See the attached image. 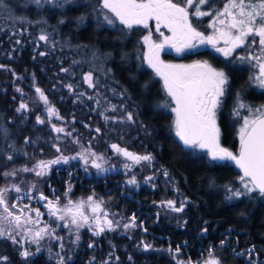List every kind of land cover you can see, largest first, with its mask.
I'll return each instance as SVG.
<instances>
[{
	"label": "trees",
	"instance_id": "1",
	"mask_svg": "<svg viewBox=\"0 0 264 264\" xmlns=\"http://www.w3.org/2000/svg\"><path fill=\"white\" fill-rule=\"evenodd\" d=\"M18 1L20 4L17 6V12L24 15L28 21L24 18L25 22L6 26L0 19V60L3 61L4 66L0 67V72H9L16 76L11 82L0 78V129L7 130V136L0 132V169L8 164V155L21 161H31L37 154L36 149L33 148V146L38 147L36 142L35 145L26 142V138L31 139L36 135L35 131L26 127L30 121L19 126L10 110L11 105L17 102V93L13 84H31L32 79L26 72L33 71L43 84L51 86L50 83L55 84L56 79L72 84L74 94L77 93L76 98L80 99L78 92L82 89V99H80L82 101L76 98L67 99L62 90L56 92L64 103L60 107L68 108L66 112L68 116L75 117L70 112L74 108V103L79 104L74 110L75 114L80 116L75 118L85 123V130L88 132L86 134L98 135L96 129L99 128V122L105 120V116L109 118L106 122L115 125L127 122L131 129L118 128L113 133L115 136L111 138L124 135L133 149L151 151L154 154L151 162L152 171L159 172L163 176L164 170H167L168 175L182 180V187L186 188L188 195L196 197L199 201L186 205L185 220L181 222L168 220L159 223L154 221L153 215L148 214L149 211H153L148 199L138 195L139 193L133 194L130 198L115 191L117 201L114 206L123 211L125 217L135 216L136 230L154 237L158 243L165 246V249L156 247L140 251L135 248L136 241L120 232L104 236L93 235L85 227L77 231L73 226L69 230L64 227L63 221L56 220L57 228L52 223L46 226L50 232L54 230L53 234L61 239L45 236L37 245L29 243L25 238L24 250L27 249L33 255L25 259L16 251L14 261L8 263L57 264L59 256H64L65 264H102L95 261L97 246H100L101 252L106 254L107 249L122 245L124 247L122 250L127 257H130V261L124 263L118 260L114 264H178L180 257L190 263H197L209 255L210 249L212 255H216L222 264H264V205L255 202L254 195L252 198H247L249 200L245 198L236 204L235 201H226L219 194H215L211 189L212 184L225 185L228 181L225 176L239 175L238 171L228 163L210 166L198 157L191 158L175 141L170 128L171 114L158 106L159 101H164L163 93L157 86L158 81L141 63L140 47L136 39L137 31L132 35H126L120 27L108 25L103 20V14L96 9H93L89 18L91 12L87 9L84 0H73V3L66 4L63 8L45 6L43 9H38L33 0ZM220 1L209 0L201 8L216 6ZM175 2L183 4V0H175ZM194 11V7L189 9L190 16ZM210 11L212 12L213 9ZM95 15L97 19L94 18ZM205 18L207 16L199 18L198 23L201 25H198L196 24L198 17L191 16V20L195 22L192 23L204 30L206 23L208 24ZM61 20L63 23L60 22ZM90 20H92L91 27H86ZM35 28L41 29L42 32L34 36ZM41 34L48 36L47 42L39 40ZM52 47H55V50ZM58 53L63 56V59L58 61L60 68H69L74 61L76 62L75 66L69 69L68 75H56L51 72L54 66L50 57H55L59 55ZM200 55L212 59H216L214 55L217 56L211 50H203L188 54L186 58L193 59ZM217 58L226 63L224 69L229 77L225 97L218 110L221 143L234 148L238 140L236 124L231 117L230 97L236 99L237 88L242 87L245 90L240 91L242 93L237 102L245 100L249 104L256 105L264 103V90L247 87L245 70L242 71L239 66L233 64L229 66L232 60H240L238 57L233 55L227 59L228 61L219 56ZM243 62L247 63L244 60ZM215 63L217 66H222L217 61ZM91 66H93L90 69L92 72L96 70L93 73V80L96 85L98 84L95 89L86 87L77 78L79 71L85 72V67ZM96 66H101L102 71L97 70ZM251 72H253L252 66L249 67V73ZM50 79L53 82H50ZM37 84L43 87L41 81ZM223 104L226 106L223 107ZM112 106H115V110ZM129 112L133 115L132 121L126 119V114ZM33 113L30 112V115ZM88 113H93L94 121ZM23 133L26 134V138L23 139L24 143L19 144ZM83 139L86 140V136ZM71 180L81 182L77 177H72ZM91 182L95 190H104L106 186L111 189L119 187L116 182L111 184L104 179H93ZM150 192L153 196L160 195L159 190L156 194ZM77 234L79 240L73 244L72 241L76 240ZM221 241H224L223 245ZM61 244L64 245L63 249L60 247ZM90 244L92 247H89ZM38 246L39 252L36 251ZM178 247L180 250L177 253ZM68 256H71V260H67Z\"/></svg>",
	"mask_w": 264,
	"mask_h": 264
},
{
	"label": "rangeland",
	"instance_id": "2",
	"mask_svg": "<svg viewBox=\"0 0 264 264\" xmlns=\"http://www.w3.org/2000/svg\"><path fill=\"white\" fill-rule=\"evenodd\" d=\"M9 1V2H8ZM87 3V9L89 12V18L92 16L93 9L99 10L100 8V0H84ZM175 2V0H173ZM227 0H221L220 3L216 6H206L204 8H201L202 11H210L213 9L210 15L207 16L206 22L208 21V24L205 25V30L198 28L194 21L191 20L190 16V23L192 26L199 32H201L204 36L209 35H218L215 32V29L211 27L210 25L213 24L214 21V15L215 12L222 9L224 3H226ZM20 2L18 0H0V19L1 22L4 23V25H13L25 22L23 20L24 15H21L17 12L18 5ZM183 6V4H181ZM107 11V10H105ZM94 18L97 19V16L95 15ZM201 17H198L196 20V24L201 25L200 19ZM222 19L224 17H221ZM28 21V19H26ZM100 20V18L98 19ZM193 22V23H192ZM92 20L88 21L86 24V27H91ZM115 28L120 27V29H123L126 35H132L134 32L137 31V42L139 45V54L142 65H144L151 73L152 77L158 81V89H160L164 96V101H159V107L162 108L166 112H169L171 115L170 119V128L172 136L175 138V141L181 145L183 150H185L186 153H188V156L191 158L198 157L199 159H202L206 164L213 166L214 164H222L227 165V161H211L207 149H190L186 148L183 142L179 139V137L176 136L175 128L173 126V120H174V113H172L171 108L174 107V103H170L171 98L167 97L166 92L163 88V79L160 76H157L154 70L149 67L147 61L144 59V55L146 52L149 51L148 45H146L143 42V37L145 35H148L149 32H151V39L155 43H161L164 40V37H171L172 32L164 27L163 24L160 26V31H156V21L155 19H150L148 21V26L144 27L143 25H133L131 29L126 28L124 25L120 24V22L117 20L114 25ZM217 27H223L219 24H217ZM2 28V27H1ZM39 32H42L41 29L35 28L33 31V35L39 34ZM163 33V36L160 34ZM253 40H255V43H253ZM217 47H225L224 41L222 39H219L217 41ZM246 49V52L248 55H244L242 57H250V56H256L261 55L260 52V45H259V38L258 37H249L244 45ZM53 50H55V47H52ZM208 50L214 51L217 56L222 58L225 61H228L227 59L223 57L220 53H217L215 49L211 45H203L198 46L194 49H190L188 51H185L183 53L177 54L175 50L169 46L166 45L159 54V59L164 61L166 64H174V65H187L189 63L193 62H203L207 61L208 64H210L213 68L217 70H222L227 74L226 69H224V65H226L225 62H222L219 58H217L216 55L214 57L216 59H212L207 57L206 55H200L199 57H193V59H187L186 56L188 53L194 52L195 50ZM59 54V53H58ZM63 59L62 54L56 55L55 57L51 56L50 61L54 66L53 71L56 75H68L69 69L71 70L73 65H70L67 72L61 71L62 68H60V65L58 64V61ZM70 60V59H69ZM215 61L219 62L222 66H217ZM243 60H232V64L234 66H239L240 69L243 71L245 70V80L247 81V87H251V89L259 90V88L255 83V77L259 75V64L256 60L248 59V61L253 62L255 66V71L249 73V67L251 68L252 63L248 62L246 59ZM3 61L0 60V65H3ZM264 62V61H262ZM7 64H5L6 66ZM96 65V64H95ZM4 67V66H3ZM91 67H85V72L82 70L77 73V78H79V81L86 86L89 87V84L85 82L84 77L85 74L91 72L92 73V81L94 84V87H90L91 89H95L98 84L96 85L93 80V73L95 71H91ZM101 66H96L97 70L102 71L100 68ZM253 68V67H252ZM64 69V68H63ZM84 69V67L82 68ZM30 78L32 79L29 85L19 84L15 83L13 84L15 87V91L17 93V102L12 104L10 107V110L13 113V116L17 120V124L19 126L23 124H27L28 120L30 121L29 124H27L26 127H29V129H32V131L36 132L35 137L33 138H27L28 143L32 142L33 145H36L38 147L33 146V148L36 149L37 154L34 156L31 161H21L17 159L16 157H13L11 161H8V164L6 167L0 169V187L9 185V184H16L21 188L20 193H16L15 191L10 190L9 197H8V203L9 206L12 203H16L17 207L15 209H12L10 207V210L13 211L15 214H20V210L23 208L24 205H28L30 209H39L41 212V216L39 217L40 223H30L25 225V227L31 229L33 232L39 230L40 228H44L48 224H54V226L57 228V221L59 220L57 217L64 215L63 212H57L56 216L49 215V210L45 206L47 204V201H54L56 202V198L59 197V201L56 202V206L63 209L65 205L68 204V201L71 200L74 203L77 201H87V197L93 196L94 201H103V204L101 205V211L98 213L103 216V212L108 213V219L116 222L119 221L120 224L118 227H115L114 230H107L105 229L104 232L100 233L99 235H106V234H112V233H121L122 235H126L129 238L136 241L135 248L137 250H143L146 251L143 247V244L141 241H144L145 243H148L151 245V248H160L165 249V246L163 244L158 243L154 237L149 236L146 233H142V231H138L135 228H129L125 229L123 225L125 223H129L130 217H125L124 212L120 209L116 208L114 203H116V193L122 194L124 197H133V194L136 195H142L144 198L148 199L151 203L150 206H153V211H149V215H153L154 221L156 222H163L168 220H177L181 222V220H185L186 213H185V207L187 204L198 202L199 200L196 197H192L188 195V192L185 190L186 188L182 187V180H180L177 177H174L173 175H168L167 177L165 175L161 176L159 172H153L151 169V162L154 159V154L151 151L143 150L139 151L138 149H133L131 145L129 144V140L124 137V135H121L119 138H111L112 136H115L113 133L118 128H125L127 130H130V125L127 122H124L122 124L115 125L113 123L106 122V120H102L99 122V128L100 131L97 132L98 135L94 134H86L85 130V123L80 121L79 119L75 117H79L80 115L75 114V108L79 107L78 103H74V108L71 109L72 112L71 115L75 117L68 116L69 114L66 113L68 111V108H62V98L58 95L56 91H63L65 94V97L68 99L76 98L75 92L74 94V88L72 84H69L67 82L63 81H57L54 80V83H50L51 86L48 84H43L42 80L40 78L37 79L36 73L33 71L26 72ZM39 75V74H37ZM228 77V76H227ZM0 78H2L4 81L11 82V80L16 79V76L13 75V73L9 72H0ZM229 78V77H228ZM51 80V79H50ZM244 80V81H245ZM43 85L40 86V84H37V82ZM50 82H53L52 80ZM243 82V81H242ZM67 85H71V89L67 87ZM36 87H39L47 97V100L49 101V105H45L43 101L40 100L39 95L36 93L35 89ZM83 87V86H82ZM20 89L21 91H17V89ZM245 90V88L238 87L237 88V98L231 96L230 102L232 103L231 110V117L234 119V124L236 126L238 125V131L237 136L239 139V129L243 123V116L249 115L247 108L240 109L241 115L239 117L233 115V110L237 107L239 97L242 92ZM160 93V92H159ZM226 93V92H225ZM160 95V94H159ZM78 96L80 99H82V89L79 90ZM88 96V95H87ZM225 97V94L223 98ZM229 99V96H227ZM222 98V100H223ZM77 100H80L79 98H76ZM169 101V104L167 107L164 106L165 101ZM82 101V100H80ZM24 102L27 104V110H21L20 112H17L16 109L19 107L20 103ZM239 102H243L244 104L248 106H253L252 104L247 103L245 100H241ZM225 107L226 104H223ZM48 106H54L57 110L59 117L62 119H57L56 116L49 117L47 113V107ZM260 106H256L255 109L259 108ZM30 112H34L33 115H30ZM30 115V116H29ZM37 116H40L42 120H44V123H38L37 122ZM88 116L93 118V113H88ZM69 117V118H67ZM216 123H217V115H216ZM56 125L57 127H63L65 129L64 132L57 133L53 130L52 125ZM218 128L219 125L217 124ZM220 130V136H219V142L223 147L228 148L234 153H237L238 146L237 143L235 144L234 148H230V146L226 145L224 146L221 143V129ZM67 133H71V135H67ZM40 134H43L40 136ZM86 136V140L83 139V137ZM26 138V134L23 133L20 136V142L19 144L24 143L23 139ZM237 138V137H236ZM85 140V141H84ZM240 141V139H239ZM132 142V140H131ZM116 144L120 148H124L129 152L144 155V154H151L153 157L151 162H141L139 165L133 166L131 169H125L124 164L125 163H131L126 157H124L122 154L117 153L114 149L111 148V145ZM57 148H59V151H57ZM88 150L91 152H95L97 154H103L105 160L107 163L104 164V167L108 169V171L105 172H98L96 168H94L91 164L92 157H88V163L86 164L84 160H81L78 156L79 153H83L85 155H88ZM52 157H49L51 156ZM68 156V157H76L75 159H69L67 163L61 162L59 164L50 165L45 169V174L42 176H37L35 171L32 172H18L15 176H8L4 177L3 173L6 171H11L13 169H20L22 167H28L32 168L37 161L44 160H52L59 156ZM48 157V158H46ZM46 158V159H42ZM25 160V159H23ZM99 162V161H98ZM229 164V163H228ZM39 171V169H37ZM241 176L240 174H236L235 176H225L227 177L228 181L225 185L220 183H214L211 186V189L215 194H219V196H222L226 201H232L236 204L240 203L241 200L252 198V196H255V202H258L261 205H264V198L260 197L258 193L252 194L250 196H243L239 198H233L231 200L226 199V186H229L233 189L235 188H241V184L239 182L238 177ZM72 177H77L81 180V182H74L72 181ZM132 177H135L136 184H128L127 181L131 179ZM146 177H152L151 180L146 181ZM83 179H86L83 181ZM93 179H104V181H107L111 184L113 182H116L119 186L117 189H111L110 187L106 186L104 190H95L92 188V180ZM230 181V182H229ZM32 185H35V188L30 192L29 189L32 187ZM143 189V190H142ZM160 195H154L150 192L153 191L155 194L158 192ZM43 194V196L47 197V200H41L40 194ZM67 193V195H65ZM32 196V199H28V196ZM17 196H20L21 199L17 200ZM123 197V198H124ZM168 200L175 201L176 207H179L181 202L184 203L183 210L181 212H175L171 208L167 206H162L161 202H166ZM249 200V199H247ZM151 206V208H152ZM85 215H88L90 218V221H92L90 224H86L84 227L94 235V232L96 231V225L94 223V214L92 213L90 207L87 203L84 204L83 208L81 209ZM3 212V209L0 208V213ZM26 216H31L32 220L35 221L36 214L34 211H28L25 210ZM135 217V216H134ZM136 217H139V215H136ZM61 221V220H60ZM136 225L137 222L135 221ZM124 232V233H123ZM17 240H20V236H17ZM127 242V241H125ZM123 242V243H125ZM24 243V242H23ZM23 243L21 244H13L11 240H8L6 238H0V257H7V261L0 262V264H9V261H14L16 251L20 253L22 250H24ZM113 247V245H112ZM124 247L120 245L119 247L107 249L108 252L106 254L101 252V247L97 246L95 253L97 256H95V261L104 264L103 262L108 261V264H114L118 262V260H122L124 263H127L130 257H127L125 255V252H123ZM150 248V249H151ZM14 249V251H13ZM149 250V249H148ZM123 252V253H122ZM120 255V256H119ZM213 257L218 258L216 255H213ZM11 258V260H10ZM209 255L202 258L201 261H199V264H204V262L208 259H210ZM13 259V260H12ZM178 259V258H177ZM179 262H184V264H188V261L184 260L183 258L178 259ZM220 264L222 262L219 259ZM190 264H198L197 263H190Z\"/></svg>",
	"mask_w": 264,
	"mask_h": 264
},
{
	"label": "snow or ice",
	"instance_id": "3",
	"mask_svg": "<svg viewBox=\"0 0 264 264\" xmlns=\"http://www.w3.org/2000/svg\"><path fill=\"white\" fill-rule=\"evenodd\" d=\"M33 2L38 9H43L45 6L63 8L66 4L73 3V0H33ZM208 2L209 0H183V6H181V2H173V0H100L99 11L103 14V20L108 25H114L118 20L120 24L129 29L133 25L147 27L148 21L155 19L157 32L160 31L161 24L172 32V36L164 37L161 43L152 41L151 32L142 39L149 48V51L144 55V59L156 75L163 79V88L166 95L171 98L170 103H174L175 105L171 108V111L174 113L173 126L176 136L179 137L186 148L207 149L211 161H231L240 169L242 175L238 179L242 187L233 189L226 186V199L231 200L256 193L264 198V105L253 109L243 102H238L237 107L233 110V115L239 117L241 115L240 109L245 108H247L249 115L243 116V123L238 132L240 146L238 152L234 153L220 144V130L216 123L217 111L220 108L228 84V77L225 72L213 68L207 61H197L192 65H174L166 64L159 59L160 51L166 45L171 46L177 54H180L205 44L211 45L217 53H220L225 58H229L236 49L245 45L249 37H258L261 55L247 58L238 57V59H253L258 62L260 71L259 75L255 77V83L259 88L264 89V62H262L264 61V0H227L223 8L215 12L213 18L215 22L210 25L218 35L204 36L190 23L189 9L195 8V11L191 12V16H208L211 14L210 11L201 10V6L206 5ZM221 17L224 18L222 19ZM60 22L63 23L62 20ZM217 24L223 27H217ZM160 34L163 36V33ZM219 39L224 41L225 47H217ZM39 40L47 42L48 36L41 34ZM253 43H255V40H253ZM41 55H44V53H41ZM74 63L76 62L74 61ZM0 67H3V65H0ZM61 71L67 72L68 69L62 68ZM84 80L89 84V87H94L91 72L85 74ZM67 87L71 89L72 86L67 85ZM17 91L21 90L18 88ZM35 91L39 95L40 100L45 105H49L44 92L39 87H36ZM168 104L169 101L166 100L164 106L167 107ZM112 108L115 110V106H112ZM21 110H27L26 103L21 102L16 109L17 112ZM46 110L49 117L56 116L57 119H62L59 117L54 106H48ZM104 118L105 120L109 119L106 116ZM36 119L38 123H44V120L40 116H37ZM113 119L115 120V118ZM126 119L132 121V113H127ZM52 128L57 133L65 131L63 127H57L54 124ZM96 131L99 132L100 129H96ZM0 132H3L7 136L6 129H0ZM67 135H71V133H67ZM26 142H28L27 138ZM111 148L131 162L124 164L125 169H131L133 166L141 164V162H151L153 159L151 154H135L124 148H120L116 144L111 145ZM57 151H59V148H57ZM78 156L86 164L88 163V157L91 156V164L98 172L108 171L104 167L107 161L103 154H97L88 150V155L79 153ZM75 158L61 155L48 161L40 160L32 168L22 167L20 169H13L4 172L3 176H15L18 172L32 171H35L37 176H42L45 174V169L48 166L61 162L67 163L69 159ZM7 159L11 161L13 156L8 155ZM164 175L168 176L167 170H164ZM145 179L148 181L152 177H146ZM127 183L136 184L135 177L129 179ZM34 188L35 185H32L29 191L31 192ZM10 190L16 193L22 191L16 184L0 187V208L3 209V212L0 213V238L11 240L13 244H21L27 238L29 243L37 245L40 244V241L45 236H51L52 239H61L53 234L54 230L50 232L47 226L35 232L25 227V225L30 223H40L39 217L42 214L39 209H30L28 205L23 206L20 214H15L10 210V207L15 209L17 204L12 203L9 206L8 203ZM27 198L32 199V196L30 195ZM19 199L21 197L17 196V200ZM40 199L47 200V197L41 193ZM58 201L59 197L56 198V202ZM56 202L47 201L45 206L49 210V215L56 216L57 212H63L64 215L57 218L63 221L64 227L69 228V230L75 226L78 231L86 224L92 222L89 216L85 215L81 210L85 203L88 204L94 214V223L96 225L94 235H99L105 229L114 230L120 224L119 221L114 222L108 219L107 212H103L102 217L98 214L102 210L101 205L103 201H94L93 196L87 197L86 202L77 201L74 203L69 200L63 209L57 207ZM161 203L162 206H167L175 212H181L184 207L183 202H181L179 207H176L173 200ZM25 210L34 211L37 219L33 221L31 216H26ZM123 227L125 229L137 227L135 217L130 218L129 223H125ZM17 236H20V240H17ZM78 240L79 235L77 234L76 240H73L72 243L75 244ZM141 243L145 250L151 248L150 244L144 241H141ZM223 243L224 241H221L222 245ZM60 247L63 249L64 245L61 244ZM89 247H92V245L90 244ZM179 250L178 247L176 252L178 253ZM36 251H40L39 246ZM249 251L251 252L252 249ZM19 254L25 259L33 255L27 249L22 250ZM57 255L59 256V254ZM209 256L212 258L206 260L204 264H220L219 258L213 257L211 249L209 250ZM67 260H71V256H68ZM3 261H7V257H0V262ZM65 262L66 258L59 256L57 264H65ZM104 264H108V261H105ZM178 264H184V262H178Z\"/></svg>",
	"mask_w": 264,
	"mask_h": 264
},
{
	"label": "flooded vegetation",
	"instance_id": "4",
	"mask_svg": "<svg viewBox=\"0 0 264 264\" xmlns=\"http://www.w3.org/2000/svg\"><path fill=\"white\" fill-rule=\"evenodd\" d=\"M246 49L247 48H245L244 46H241L240 48H238V49H236L234 52H233V55H235L236 57H242V56H244V55H248V53L246 52ZM209 50V49H208ZM199 51H203V49H199V50H195L194 52H199ZM213 53H215L214 51H212ZM193 52H191V53H188V54H192ZM216 54V53H215ZM232 55V56H233ZM230 58V57H229ZM247 58V57H246ZM247 61H248V59H246ZM248 62H250V61H248ZM250 63H252V67H253V71H255V66H254V63L253 62H250ZM227 76H228V74H226ZM228 80H229V78H228ZM264 90V89H263ZM262 105H264V103H260V104H256V105H253V106H251V108H253V109H255V107L256 106H262ZM259 107V108H260ZM217 124L219 125V123H218V111H217ZM220 128V127H219ZM238 125L236 126V137H237V140H238V144H237V146L239 147V139H238V136H237V131H238ZM237 147V148H238Z\"/></svg>",
	"mask_w": 264,
	"mask_h": 264
},
{
	"label": "water",
	"instance_id": "5",
	"mask_svg": "<svg viewBox=\"0 0 264 264\" xmlns=\"http://www.w3.org/2000/svg\"><path fill=\"white\" fill-rule=\"evenodd\" d=\"M193 63H194V62H193ZM193 63H189V64H187V65H192ZM193 71H195V69H193ZM239 146H240V142H239ZM238 149H239V147H238ZM237 152H238V151H237ZM227 162H228L231 166H233V167L238 171V173H239L240 175H242V172L240 171V169L237 168L233 162H231V161H227Z\"/></svg>",
	"mask_w": 264,
	"mask_h": 264
}]
</instances>
